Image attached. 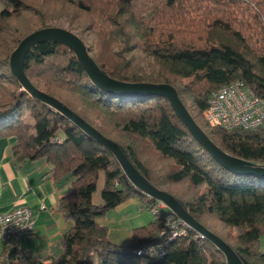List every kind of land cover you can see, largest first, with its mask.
I'll return each instance as SVG.
<instances>
[{"label": "trees", "instance_id": "1", "mask_svg": "<svg viewBox=\"0 0 264 264\" xmlns=\"http://www.w3.org/2000/svg\"><path fill=\"white\" fill-rule=\"evenodd\" d=\"M188 1L0 0V139L14 140L16 163L43 159L51 165L55 180L71 181L59 208L74 223L63 233L56 254L23 252L19 244L9 242L1 251L0 264H228L222 251L191 229L171 239L163 256H138V249L165 241L164 221L156 215L148 225L132 230L129 243L112 242L108 226L99 217L135 197L148 210L156 200L132 184L111 151L59 111L20 91L22 85L10 69L13 51L34 32L16 27L9 38L14 19L26 13L40 21L55 20L74 9L72 18L80 19L82 30L91 37L90 55L106 74L120 82L175 87L174 79L194 77L195 83L183 91L176 89L185 105L183 94L203 115L205 125L196 122L222 150L264 164V127L228 131L210 125L204 117L212 90L232 81H243L264 98V0H253L254 5L243 10L251 19L247 25L217 9L211 15L201 14L203 21L198 24L189 22L191 15L183 5ZM194 7L200 14L201 9ZM25 72L36 88L115 141L155 187L176 188L187 182L193 190L203 189L191 199L165 190L240 257L250 264H264V177L225 170L195 140L167 98L99 88L76 54L56 42L33 47L26 55ZM27 111L32 123L26 121ZM115 132L124 141L111 137ZM138 143L150 147L153 163L159 164L156 169L141 158ZM164 164L170 166L168 171ZM100 173H104L102 202L95 203ZM207 219L233 229L236 243H229Z\"/></svg>", "mask_w": 264, "mask_h": 264}, {"label": "water", "instance_id": "2", "mask_svg": "<svg viewBox=\"0 0 264 264\" xmlns=\"http://www.w3.org/2000/svg\"><path fill=\"white\" fill-rule=\"evenodd\" d=\"M45 42H56L70 48L77 56L91 81L101 89L109 92L135 95H160L167 98L176 116L187 127L195 140L209 152L225 170L236 175H257L264 177V165L234 156L218 147L202 127L196 122L187 106L181 100L175 86L168 83H129L120 82L106 74L91 57L85 42L76 33L59 27L36 30L26 36L16 47L10 57V69L25 90L38 100L48 104L78 125L90 137L97 140L111 151L119 161L132 184L142 193L163 201L174 210L189 226L203 238L213 243L226 256L228 264H250L240 257L220 236L210 231L187 210V206L165 190L155 187L133 165L121 147L105 137L99 130L71 110L64 103L36 88L25 72L27 53L35 46Z\"/></svg>", "mask_w": 264, "mask_h": 264}, {"label": "rangeland", "instance_id": "3", "mask_svg": "<svg viewBox=\"0 0 264 264\" xmlns=\"http://www.w3.org/2000/svg\"><path fill=\"white\" fill-rule=\"evenodd\" d=\"M223 0L222 2H219L217 0L212 1V0H189L187 4L183 3L185 8H187L188 15L190 16L189 22H194L196 24L200 23L203 21L201 18V14L206 15H211L216 12V9L221 12L228 14L229 12L232 14L234 19L240 22V24L247 25V23L250 24V16L243 14V10L246 8H249V6L254 5L253 0ZM195 6V7H194ZM193 7L200 8V14H196L194 12ZM74 9L70 10V15L63 16L59 19H49V20H38L36 17L32 16L31 14H26L23 13L22 16L17 17L14 19L11 28V31L9 30V38H12V34H14V30L16 27L21 28L22 31L26 30H39L38 28L41 27L42 22L44 21V28H50V27H59V28H64L67 30H70L74 33H76L80 38L85 40L86 45H90L91 43V37L89 36L88 32H85L82 30V26L80 25L81 22L79 21L80 19L77 18H72L75 16L74 14ZM82 20H86L85 22H88V18L82 17ZM248 20V21H246ZM189 26H191L189 24ZM255 26L252 25L251 28L253 29ZM191 28H193L191 26ZM43 29V28H41ZM7 35V36H8ZM19 45V44H18ZM0 50H2L0 48ZM174 82L176 83V87H179L181 91H183L185 86L192 85L195 83V78L190 77V78H177L174 79ZM20 91H26L25 88L22 86L19 88ZM74 99V98H73ZM183 99L187 105V108L189 109L190 113L194 116L197 117L196 121H199L203 125H205V121L203 119V115L199 114V112L196 110L194 104L192 103L191 99L188 97V95L183 94ZM26 121L27 123H32L33 119L30 115V112L27 111L26 113ZM205 117V114H204ZM199 124V123H198ZM229 131V130H228ZM114 139H117L119 141H124V136L121 134H117L116 132L111 135ZM133 140H135V137L132 136ZM139 147V153L141 158L145 161L146 164H152L154 166V169L159 165L158 161H155L153 163L152 158H151V151L150 147H147L146 144L144 143H138ZM138 151V150H137ZM165 164H168L167 162ZM164 164L163 168L164 170L168 171L170 169V166H166ZM151 165V168L153 167ZM264 165V164H263ZM153 169V170H154ZM164 171L161 172L163 175ZM165 174V173H164ZM159 177H161L158 175ZM104 186V173H100L99 180H98V188L97 191L93 195V200L95 203H101V190ZM173 187L172 185L165 184L163 186L162 190L165 189H171L173 190L176 194L179 196L185 198V199H191L193 195H196L198 191H203V189L199 188V190H193L191 189L190 185L187 182H184L182 185H175ZM180 187V188H179ZM179 188V189H178ZM166 191V190H165ZM156 202V201H155ZM154 202V203H155ZM163 202V201H162ZM157 203V202H156ZM156 203L154 207H156ZM164 203V202H163ZM165 204V203H164ZM166 205V204H165ZM157 217L161 218L160 216L156 215ZM155 215L146 208V206L143 207V203H141V198L135 197L132 198L123 204H121L117 209H112L109 210L106 215L99 217V221L108 226L110 230V240L116 244H127L131 240L132 236V230L137 227L145 226L148 225L152 220H154ZM213 226V228L216 229L217 232L221 233L232 245L236 243L234 234L235 231L233 229H227L223 225L217 223L216 221H213L211 219H207ZM196 232V231H195ZM197 233V232H196ZM216 234V233H215ZM200 235V234H199ZM157 245V244H156ZM155 244H152L146 248L151 249L153 246H156ZM261 248L264 251V236L262 237V242H261ZM143 249V248H140ZM137 250V255L138 256H143V254H138ZM2 250V246H0V252ZM1 254V253H0ZM143 262H146V259L143 258Z\"/></svg>", "mask_w": 264, "mask_h": 264}, {"label": "crops", "instance_id": "4", "mask_svg": "<svg viewBox=\"0 0 264 264\" xmlns=\"http://www.w3.org/2000/svg\"><path fill=\"white\" fill-rule=\"evenodd\" d=\"M13 146L12 138L0 139V214L28 206L35 214L36 227L21 239V251L56 254L63 233L74 224L59 208L61 199L71 190V181L55 180L51 165L43 159L16 163ZM0 246L3 250L4 244Z\"/></svg>", "mask_w": 264, "mask_h": 264}, {"label": "built area", "instance_id": "5", "mask_svg": "<svg viewBox=\"0 0 264 264\" xmlns=\"http://www.w3.org/2000/svg\"><path fill=\"white\" fill-rule=\"evenodd\" d=\"M205 119L212 126L227 130L264 127V98L257 96L243 81H232L212 90ZM157 202V203H156ZM149 210L164 221L165 241L151 249L143 248L138 254L161 257L169 241L193 230L174 210L156 200ZM36 227L35 214L28 206H18L0 214V244H19L23 237L32 234ZM194 231V230H193Z\"/></svg>", "mask_w": 264, "mask_h": 264}]
</instances>
